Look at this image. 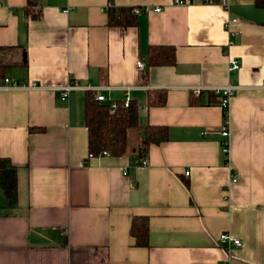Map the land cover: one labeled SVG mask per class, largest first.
Wrapping results in <instances>:
<instances>
[{
    "label": "crops",
    "instance_id": "0c3cea01",
    "mask_svg": "<svg viewBox=\"0 0 264 264\" xmlns=\"http://www.w3.org/2000/svg\"><path fill=\"white\" fill-rule=\"evenodd\" d=\"M109 5L161 10L113 26ZM25 6L0 0V46H21L26 58L5 70L17 84L0 89V158L17 184L12 206L0 189V264H264V7L38 0L41 16L32 19ZM150 45L174 46L176 61L150 67L144 79L136 61ZM229 58L239 69H228ZM70 81L78 87L62 100L58 88ZM226 85L224 137L222 106L211 99ZM92 87L105 102L122 101L130 88L140 123L168 127L147 165L128 153L88 156ZM196 87L203 90L192 96ZM150 89L166 91L163 106L147 105ZM134 215L148 217V247L134 246ZM223 232L242 245L221 243Z\"/></svg>",
    "mask_w": 264,
    "mask_h": 264
},
{
    "label": "trees",
    "instance_id": "16d2710c",
    "mask_svg": "<svg viewBox=\"0 0 264 264\" xmlns=\"http://www.w3.org/2000/svg\"><path fill=\"white\" fill-rule=\"evenodd\" d=\"M192 2V0H189ZM257 7H264V0H255ZM25 14L29 18L38 19L41 10L38 0H26ZM108 23L113 26H127L136 22V15L131 8H118L109 5L106 8ZM25 49L21 46H0V78H5V70L13 65H26ZM175 47L171 45H150L144 58L146 70L155 66H171L175 63ZM194 96V94H192ZM211 102L221 105L223 96H216ZM110 103L95 99L92 91L87 90L84 100V125L87 131L88 155H110L120 157L125 154L144 159L151 145L160 144L168 139V127L140 123L139 109L135 101L130 100L128 107H123L122 101ZM194 102L193 99L190 100ZM166 103V91L150 89L147 91L148 106H163ZM227 119V110L223 108V120ZM0 189L5 201L12 206L16 203L17 184L16 173L8 166L6 158H0ZM130 235L136 247L149 246V221L147 216L134 215L130 221Z\"/></svg>",
    "mask_w": 264,
    "mask_h": 264
},
{
    "label": "built area",
    "instance_id": "2783aa9c",
    "mask_svg": "<svg viewBox=\"0 0 264 264\" xmlns=\"http://www.w3.org/2000/svg\"><path fill=\"white\" fill-rule=\"evenodd\" d=\"M175 4L178 5H183L186 3H190L189 0H174ZM160 11L161 10V6H154V7H149V6H134L132 7V12L135 15H138L140 13L143 12H149V11ZM136 67L138 69V71L140 72H144L145 71V62L141 59H138L136 61ZM240 67V62L237 58H229L228 59V69L229 70H237ZM9 84L11 85H16L17 82L16 81H12L8 78H4L2 80V82H0V89L1 88H6L7 86H9ZM78 85L75 81H70L67 84H65L64 86H61L60 88H58V91H60V98L62 100H65L68 95L69 92L71 90H73L74 88H77ZM129 89L127 88L125 90V96L124 99L122 100V105L123 107H128L129 103H130V95H129ZM90 91H92L94 97L96 100L98 101H103L105 102V97L100 93L99 88L98 87H92L89 89ZM202 87H196L193 88L192 93L196 96H198L201 92H202ZM212 91H214L217 94H221V96H223V99L221 101V106L222 109H226L227 110V119L225 121H223V125L221 127L220 133L222 136L227 137L228 136V102L229 99L231 98V96L233 95V87L230 85H226V86H222V87H217V88H213ZM110 103V105L112 106V108H114L116 106V103L114 101L108 102ZM228 148H229V144H228V139L221 141V150L222 153L227 154L228 153ZM89 157H91L92 155H88ZM136 163L139 165H147L148 164V160L146 158L139 160V159H135ZM237 181V177L236 175H232V182ZM219 241L221 243H228L234 246H240L242 245V242L237 239L232 237L229 233L223 232L219 235Z\"/></svg>",
    "mask_w": 264,
    "mask_h": 264
}]
</instances>
